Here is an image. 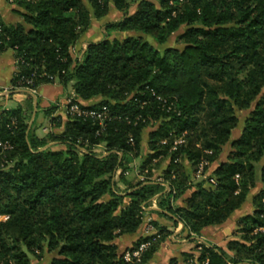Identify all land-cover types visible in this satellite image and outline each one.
<instances>
[{"label":"trees","instance_id":"trees-1","mask_svg":"<svg viewBox=\"0 0 264 264\" xmlns=\"http://www.w3.org/2000/svg\"><path fill=\"white\" fill-rule=\"evenodd\" d=\"M9 2L22 20L0 21V52L13 51L17 65L12 89L70 85L66 97L83 110L104 108L106 117L67 116L62 132L38 137L22 108L0 111V141L10 147H0V264H31L30 255L40 260L44 251L52 254L48 264H147L168 234L156 222L160 237L138 262H125V251L154 236L123 252L114 243L135 234L146 213L182 225L198 251L191 264H264V0ZM111 8L122 18L106 23L103 38L73 57L91 20ZM175 34L181 49L160 51L147 39L160 46ZM94 98L96 104L79 103ZM58 108L43 110L52 129L62 125L53 115ZM242 111L247 116L232 139ZM225 146L226 160L208 173ZM202 160L208 165L196 180ZM134 161L142 180L132 183ZM257 183L252 214L237 221V239L225 248L195 239L240 209ZM153 201L157 210H148Z\"/></svg>","mask_w":264,"mask_h":264},{"label":"crops","instance_id":"crops-1","mask_svg":"<svg viewBox=\"0 0 264 264\" xmlns=\"http://www.w3.org/2000/svg\"><path fill=\"white\" fill-rule=\"evenodd\" d=\"M134 8L135 5H132L129 12L131 13ZM111 10L114 9L111 8L110 11ZM19 11L20 10L13 3H10L9 0H0V21L5 25H16L21 23L22 20L18 13ZM114 11L117 12L116 10ZM117 13V20H120L123 15L121 12ZM108 15L109 13L101 19L93 18L91 20V25L88 30L81 35L79 40L72 48L73 57L77 56L78 53L81 54L88 43L97 42L103 38V30H101L100 37L95 39L97 34H95L94 26L96 23L97 26L98 24L105 21V24L108 23ZM125 36L126 33L121 32H115L112 34V37H117L118 39H123ZM16 72L17 65L14 52L11 50L0 52V111L20 107L26 113V115L30 114V121L33 122L38 115L42 120L47 119L43 114V110L48 108L50 105L58 104L59 108L55 111L54 115H59L61 117L62 125L61 128L55 130L53 129V131L56 133L62 132L63 125L67 121V116L64 113V109L62 108V103L67 95H72V89L68 91L58 83L39 85L34 93L25 89H12V79ZM98 101L99 98H94L88 101L79 100V103L83 106H90L96 104ZM48 124L49 119L47 120L46 126ZM44 130H46V127L42 129L43 132H45ZM149 131L150 129H146L142 136L141 150L143 155L147 153V134ZM229 151V147L225 146L223 148L219 160L209 166L208 173H211L219 162H224L226 160ZM136 164H138V162L134 161V165ZM184 165L186 172L190 173L192 170L191 165L187 162H185ZM166 166L167 161L163 162L160 169L154 172V178L159 177L161 171ZM134 171H137L136 167L134 168ZM119 173L120 171L117 172V175ZM128 179L132 183L142 180L141 176L134 178L131 177ZM120 187L123 188L121 185ZM257 187L259 188L257 189ZM260 188L261 184L257 183L256 188L251 190L249 193L248 197H250V200L246 203L242 210L240 208L235 211L221 225L204 228L201 231V235L195 239L203 243H208L221 248H225V245L228 241L237 239V221L245 215L252 214V197ZM190 193L191 191H187L174 203V205L176 207H182L184 199L187 198ZM148 210H157L155 201L152 202ZM151 222H156L158 226L165 228L168 234L164 240L159 243L156 251L147 264H191L196 261L198 257V251L195 250L196 243L195 241L186 238V232L183 231L182 225L178 224L177 226H174L173 222L169 218L160 217L154 213L144 214L142 224L135 234L123 235L115 239L114 243L117 245L119 252H123L124 250L130 248L140 237L158 235V229L153 227Z\"/></svg>","mask_w":264,"mask_h":264},{"label":"rangeland","instance_id":"rangeland-1","mask_svg":"<svg viewBox=\"0 0 264 264\" xmlns=\"http://www.w3.org/2000/svg\"><path fill=\"white\" fill-rule=\"evenodd\" d=\"M118 19V13L117 12H115L114 10H111L110 12H109V15H108V18H107V20L109 21V22H111V21H115V20H117ZM106 22V21H105ZM105 22H102V23H100V24H98L97 26H96V24H95V34H97V36L95 37V39L96 38H99L100 37V31L101 30H103V27H104V25H105ZM182 32V30L179 32V33H181ZM176 36H177V34H175L172 38H170L169 40H168V42L166 43V44H164V45H156L150 38H147L152 44H154V46L155 47H157L160 51H163L164 49H166V48H169V47H175V48H182L183 47V45L180 43V42H178L177 40H176ZM66 89L68 90V91H70L71 90V87H70V85H68L67 87H66ZM54 114H55V112H54ZM53 114V115H54ZM237 115H238V118H239V120H240V124H239V126H238V128L235 130V131H233V136H232V139H234V138H237L238 136H239V134H240V126L242 125V122H243V120H244V118L247 116V112H244V111H242V112H238L237 113ZM27 116H28V123H29V125L30 126H32V129L35 131V134L38 136V137H43V136H45L49 131H51L50 129H52V128H50V122H49V124L46 126V124H47V120H48V118L47 119H44V120H42L41 119V117L38 115L35 119H34V121L33 122H31L30 121V114H27ZM54 116H56V115H54ZM44 127H46V131L45 132H43L42 131V129L44 128ZM53 130V129H52ZM55 130V129H54ZM52 146V149H54V150H59V149H64V147L63 146H60V145H55V144H52L51 145ZM226 147H229V146H226ZM96 153H101V151H102V148H95V150H94ZM261 164H262V162H260V163H258L257 165H256V179H257V181H259V175H260V167H261ZM137 165V164H136ZM136 165H133L134 167H136ZM138 176V173H137V171H132V172H129L128 174H127V177L128 178H134V177H137ZM200 179V178H199ZM197 180V179H196ZM259 185V184H258ZM259 187H257V189H258ZM257 191V190H256ZM250 200V197H247V199H246V202H245V204L241 207V210L243 209V207L246 205V203L248 202ZM240 210V211H241ZM1 219H5V217L3 218H1ZM51 256H52V254H49L48 252H46V251H44L43 252V254H42V258L40 259V260H38V259H36L33 255L31 256L30 255V258H31V264H35V263H42V264H48L49 263V261H50V258H51Z\"/></svg>","mask_w":264,"mask_h":264},{"label":"built area","instance_id":"built-area-1","mask_svg":"<svg viewBox=\"0 0 264 264\" xmlns=\"http://www.w3.org/2000/svg\"><path fill=\"white\" fill-rule=\"evenodd\" d=\"M21 81L25 84V85H30L32 83V79H24L22 78ZM21 89H25L28 90L32 93H34V90H31L28 87H24ZM62 108L64 109V113L66 114V116H71V117H83V118H93L99 121H102L105 117H106V110L103 108L101 110H83L81 109L77 104L73 103L71 98L69 97H65L64 101L62 103ZM46 131V130H44ZM182 143V139H178L177 141L174 142V146L181 144ZM0 147L2 148V150H6L9 149V145L7 142L2 143L0 141ZM174 149V147H173ZM208 165L207 161L202 160L198 163L197 165V170L195 172V178L199 179L203 176L204 173V168ZM210 182L213 184V180L211 179ZM150 229V228H149ZM159 238L158 235H155L151 240L145 241L140 243L135 249L133 250H127L125 251L124 255H123V259L125 262L127 263H132L134 261L138 262L142 253L148 249V247H150V245L152 243H154L157 239ZM199 250V248H198ZM206 264V263H204Z\"/></svg>","mask_w":264,"mask_h":264}]
</instances>
